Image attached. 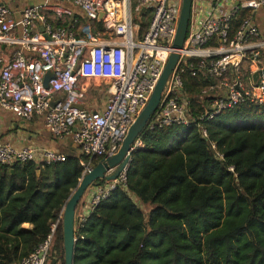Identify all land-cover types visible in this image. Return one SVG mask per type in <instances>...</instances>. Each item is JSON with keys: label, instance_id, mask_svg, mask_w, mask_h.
Listing matches in <instances>:
<instances>
[{"label": "built area", "instance_id": "built-area-1", "mask_svg": "<svg viewBox=\"0 0 264 264\" xmlns=\"http://www.w3.org/2000/svg\"><path fill=\"white\" fill-rule=\"evenodd\" d=\"M13 1L26 5L17 17L0 4V110L24 122L40 118L53 139L71 138L77 151L66 155L16 149L0 141L2 166H47L73 156L80 159L83 179L98 162L119 152L173 53L179 59L148 123L152 129L189 127L248 103L264 107V77L253 81L264 69V32L255 20L264 11V0H193L187 38L179 51L173 44L183 0H44L40 6H29L32 0ZM65 3L77 7L88 26L100 23L102 30L78 36L83 22L59 6ZM53 17L63 23L56 24ZM48 73L53 78L46 88ZM202 80L206 84L197 100L186 83ZM103 83L109 86L108 103L104 111L90 110L88 91ZM193 102L204 111L197 119ZM200 131L208 139L207 131ZM211 145L217 152L216 144ZM139 146L137 140L133 150ZM127 171L117 180L90 187L76 214L79 223L119 186L126 187ZM57 227L54 223L44 244L21 264H46Z\"/></svg>", "mask_w": 264, "mask_h": 264}, {"label": "trees", "instance_id": "trees-1", "mask_svg": "<svg viewBox=\"0 0 264 264\" xmlns=\"http://www.w3.org/2000/svg\"><path fill=\"white\" fill-rule=\"evenodd\" d=\"M203 84L186 88L197 97ZM191 112L204 114L197 102ZM138 140L126 187L85 223L76 220L73 264H264L263 106L248 103L189 127L147 125ZM82 172L73 156L47 166L0 165V264H21L54 223L46 264H65L64 209Z\"/></svg>", "mask_w": 264, "mask_h": 264}, {"label": "water", "instance_id": "water-1", "mask_svg": "<svg viewBox=\"0 0 264 264\" xmlns=\"http://www.w3.org/2000/svg\"><path fill=\"white\" fill-rule=\"evenodd\" d=\"M193 0H183V6L180 14V19L177 28V35L173 44L174 50H181L187 38ZM104 15L101 14L99 22L102 21ZM179 59L177 53H173L162 73V76L151 96L149 103L142 113L137 118L134 125L130 128L126 139L124 140L119 152L111 157L101 160L96 167L84 177L68 200L63 217V236L65 249V264H73L74 249L76 244L75 230H76V214L77 208L83 200L87 190L92 187L97 181H114L117 180L121 173L129 167L131 157L134 152L133 146L139 139L142 132L146 129L149 121L157 112L162 93L166 87L167 81L176 66ZM264 77V69L253 76L254 83ZM53 78L51 73H48L45 78V86L48 88L49 81ZM70 157V156H69Z\"/></svg>", "mask_w": 264, "mask_h": 264}, {"label": "crops", "instance_id": "crops-1", "mask_svg": "<svg viewBox=\"0 0 264 264\" xmlns=\"http://www.w3.org/2000/svg\"><path fill=\"white\" fill-rule=\"evenodd\" d=\"M44 0H32L29 2V6H40ZM0 4H4L10 7L17 17L22 14L23 7L26 4L19 3L13 0H0ZM59 6L74 11L76 16L82 20V27L78 30L80 37H83V33L96 34L100 31L97 25L88 26L86 20H83V16L79 13L77 7L73 4L65 3ZM256 23L260 30L264 32V11L257 14ZM56 24L63 22L57 21L55 17L52 18ZM7 55L10 54V50H4ZM103 87H107L104 88ZM108 86L103 84H93L88 91L87 100L90 110L104 111L108 100L109 90ZM0 141L10 143L16 149H23L26 147H33L40 151L49 150L66 155H73L76 153V148L71 138L57 141L49 134L40 118H35L31 122H24L18 120L13 114L0 110ZM38 164V163H37ZM78 212V211H77ZM78 216V214H77ZM24 228L30 229V225H24Z\"/></svg>", "mask_w": 264, "mask_h": 264}, {"label": "rangeland", "instance_id": "rangeland-1", "mask_svg": "<svg viewBox=\"0 0 264 264\" xmlns=\"http://www.w3.org/2000/svg\"><path fill=\"white\" fill-rule=\"evenodd\" d=\"M196 1H201V2H203V1H206V0H194V2H196ZM103 85L108 86V84H104V83H103ZM104 88H107V87H103V89H104ZM108 88H109V86H108ZM197 100H200V97L198 96V94H197ZM89 191H90V188L87 190V192H86V196H88ZM84 200H85V198H84ZM84 200H83V201H84ZM78 213H79V210H78L77 214H78Z\"/></svg>", "mask_w": 264, "mask_h": 264}]
</instances>
